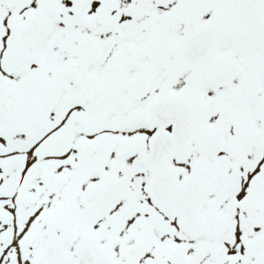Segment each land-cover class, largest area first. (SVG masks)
Masks as SVG:
<instances>
[{"label": "snow or ice", "instance_id": "1", "mask_svg": "<svg viewBox=\"0 0 264 264\" xmlns=\"http://www.w3.org/2000/svg\"><path fill=\"white\" fill-rule=\"evenodd\" d=\"M0 264H264V0H0Z\"/></svg>", "mask_w": 264, "mask_h": 264}]
</instances>
